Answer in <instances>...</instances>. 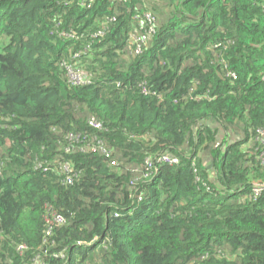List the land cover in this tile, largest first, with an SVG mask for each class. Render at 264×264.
<instances>
[{"label": "trees", "instance_id": "trees-1", "mask_svg": "<svg viewBox=\"0 0 264 264\" xmlns=\"http://www.w3.org/2000/svg\"><path fill=\"white\" fill-rule=\"evenodd\" d=\"M263 155L264 0H0V264H264Z\"/></svg>", "mask_w": 264, "mask_h": 264}, {"label": "built area", "instance_id": "built-area-1", "mask_svg": "<svg viewBox=\"0 0 264 264\" xmlns=\"http://www.w3.org/2000/svg\"><path fill=\"white\" fill-rule=\"evenodd\" d=\"M147 20L149 22V25L146 26V27H143V29L141 28L143 30V33L133 39L134 40V45L132 47V51H133V53L135 55L140 54L141 51L143 50V48L147 45V40H146L145 34L153 32V27L150 25L151 20L149 18H147ZM62 66L64 67V69H65V71L67 73V76H68V79H69V82L71 83V85L78 86V85H81V84H87V82L82 78V76H81V74H80V72L78 70H75V69L71 68L70 66H66L64 64H62ZM90 125L93 126V127L97 126V124L95 122H93V121H91ZM262 158H263L262 160L264 161V155H263ZM157 162L164 163V164H169V165L178 164V161L175 158L166 157V156L161 157L160 159H158ZM111 165H113V163ZM63 170L65 172L64 182L67 183V184H70L72 182L73 178L76 176V174L69 168L68 165H64L63 166ZM157 172H158L157 168H155V170L148 176L147 182L151 178H153ZM263 189H264V183L257 184L252 191H253L254 194H258Z\"/></svg>", "mask_w": 264, "mask_h": 264}, {"label": "clouds", "instance_id": "clouds-1", "mask_svg": "<svg viewBox=\"0 0 264 264\" xmlns=\"http://www.w3.org/2000/svg\"><path fill=\"white\" fill-rule=\"evenodd\" d=\"M158 174H159V171L155 174V176H154L153 178H151V179L147 182V184H148V185L153 184V183L155 182V180L157 179ZM114 217H119V216H118V215H116V216L114 215ZM96 240H97L96 238L93 239L92 241H90L89 243H87V244L85 245V247H88V246L93 245L94 242H95ZM100 246H101V245H100Z\"/></svg>", "mask_w": 264, "mask_h": 264}]
</instances>
